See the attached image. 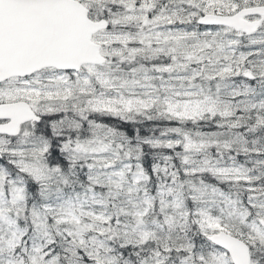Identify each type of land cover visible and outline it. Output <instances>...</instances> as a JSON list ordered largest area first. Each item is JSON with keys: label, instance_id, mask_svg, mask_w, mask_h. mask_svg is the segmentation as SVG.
<instances>
[{"label": "snow or ice", "instance_id": "1", "mask_svg": "<svg viewBox=\"0 0 264 264\" xmlns=\"http://www.w3.org/2000/svg\"><path fill=\"white\" fill-rule=\"evenodd\" d=\"M0 264H264V0H0Z\"/></svg>", "mask_w": 264, "mask_h": 264}]
</instances>
